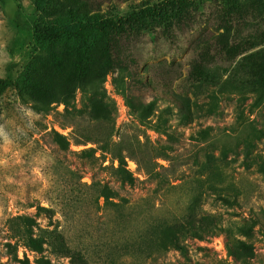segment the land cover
Returning <instances> with one entry per match:
<instances>
[{"label": "rangeland", "instance_id": "obj_1", "mask_svg": "<svg viewBox=\"0 0 264 264\" xmlns=\"http://www.w3.org/2000/svg\"><path fill=\"white\" fill-rule=\"evenodd\" d=\"M161 1L0 0V80L27 71L32 95L0 97V264H72L71 252L85 264H264V101L254 108L242 90L261 65L264 0H205L187 17L125 35L119 53L134 112L111 74L102 84L106 107L89 105L78 90L68 105L57 102L74 89L77 43L29 41L33 21L120 17ZM150 101L171 144L133 114ZM106 144L121 147L133 185L113 177L117 160L101 152ZM164 144L172 146L168 159H154L158 175L146 174L141 146ZM88 149L93 154H81ZM189 213L215 216L220 230L187 238L183 256L161 245L160 229ZM17 217L33 221L40 253L18 236ZM237 226L251 232L242 236ZM236 239L250 245L248 254L230 253Z\"/></svg>", "mask_w": 264, "mask_h": 264}, {"label": "trees", "instance_id": "obj_2", "mask_svg": "<svg viewBox=\"0 0 264 264\" xmlns=\"http://www.w3.org/2000/svg\"><path fill=\"white\" fill-rule=\"evenodd\" d=\"M204 1L163 0L154 5L145 6L126 16L101 19L81 17L80 21L73 23H63L60 21L61 15H57L55 21H33L29 27L28 37L29 41L35 45L46 43L50 47H53L58 42L75 41L77 43V48L73 54L72 78L75 84L74 89L65 90L63 93H60L61 95L58 96L57 102L68 105L69 100L74 97L75 91L78 90L81 93L83 101L88 102L89 105L98 102L106 107L109 103L105 101L106 95L104 90H102V84L106 77L111 74L118 90L134 112L133 100L127 94L129 85H127V81L125 82V78H128L131 74L125 68L123 55L119 53L121 39L125 35L145 30L147 25L155 21L164 20L168 22L172 18L180 20L182 17H187L195 7ZM17 30V24L12 22L11 32L16 33ZM259 57L261 65L257 67L255 64L254 69L248 74L250 77L249 83L246 86L243 85L242 89L245 93L253 95L254 99L251 105L254 108L259 107L264 101V49ZM29 67H31V63ZM30 87L31 80L27 77V71L23 77L21 75L19 77L8 75L7 78L0 80V97L5 92L13 90L23 100L25 95L27 97L29 95L32 96ZM112 108L114 107L112 106ZM155 111V103L154 101H150L133 114L138 118L140 123L150 124L154 131L162 133L166 137L167 143L171 144L175 141V137L164 130V122L161 120L160 115H155ZM89 114L91 116L90 111ZM103 118H106L105 114ZM153 118H156L155 122H152ZM54 139L62 148L69 145L66 138L59 134L55 133ZM247 145L251 147L252 143L248 142ZM141 147L144 148L146 154L144 157L143 155L140 157V160L144 163V172L149 175H158L154 171L153 160L156 158H166L167 160L169 156L168 152L172 150V146L164 144L161 148L149 145ZM100 150L104 153H110L117 160V167L111 168L113 177L121 184L133 185L135 179L126 169V157L122 154L121 147L119 145L109 146L106 144ZM93 152V149H88L81 151V154L87 155L93 154ZM128 152V156L137 158V155L132 151V147H130ZM100 194L104 198H109V194H112V192L107 186H103ZM219 198L226 205L233 206L236 204L235 200L230 201L226 197ZM15 220L22 223V229L18 236L24 240L25 246L33 252L40 253L43 241L40 237L33 235L29 227L33 226V221L22 217H17ZM219 230L220 226L215 216L189 213L181 222L164 225L160 229V241L161 245L165 248H172L185 256L186 246L184 242L187 238L202 241L204 237L215 236ZM236 230L242 236H247V233L251 232L250 228L246 229L244 226H237ZM229 250L232 255L238 252L248 254L250 252V245L243 240L236 239L230 245ZM70 257L72 264H85V260L80 253L71 252ZM40 262L41 264H51L46 260Z\"/></svg>", "mask_w": 264, "mask_h": 264}]
</instances>
